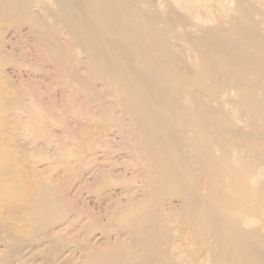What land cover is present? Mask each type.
<instances>
[{
    "label": "bare ground",
    "instance_id": "6f19581e",
    "mask_svg": "<svg viewBox=\"0 0 264 264\" xmlns=\"http://www.w3.org/2000/svg\"><path fill=\"white\" fill-rule=\"evenodd\" d=\"M0 264H264V0H0Z\"/></svg>",
    "mask_w": 264,
    "mask_h": 264
},
{
    "label": "rangeland",
    "instance_id": "374dc122",
    "mask_svg": "<svg viewBox=\"0 0 264 264\" xmlns=\"http://www.w3.org/2000/svg\"><path fill=\"white\" fill-rule=\"evenodd\" d=\"M70 122H71V120H70ZM72 125V124H71ZM60 130V129H59ZM59 130H56L55 132H56V134L58 135V136H61V133L59 132Z\"/></svg>",
    "mask_w": 264,
    "mask_h": 264
}]
</instances>
